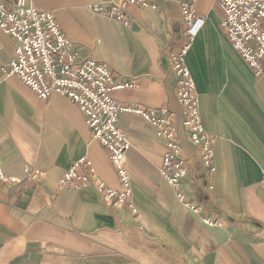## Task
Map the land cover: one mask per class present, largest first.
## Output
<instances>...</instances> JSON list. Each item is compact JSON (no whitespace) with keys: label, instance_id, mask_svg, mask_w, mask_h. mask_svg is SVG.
I'll use <instances>...</instances> for the list:
<instances>
[{"label":"crops","instance_id":"obj_1","mask_svg":"<svg viewBox=\"0 0 264 264\" xmlns=\"http://www.w3.org/2000/svg\"><path fill=\"white\" fill-rule=\"evenodd\" d=\"M95 1L31 5L53 14L81 58L110 68L115 81L135 83L113 91L115 102L165 108L179 121L168 57L185 41L179 6L189 0H150L155 10L128 7L126 25L91 13ZM192 4L205 22L186 65L201 125L214 139V170L202 169L181 129L191 165L178 191L201 208L199 215L161 178L164 148L153 128L130 114L118 127L131 144L125 159L136 213L111 208L91 186L60 189L62 175L84 156L106 188L117 190L119 182L75 105L56 93L41 100L6 74L14 43L0 29V168L18 179L26 168L41 174L0 182V264H264V74L256 76L227 40L213 0Z\"/></svg>","mask_w":264,"mask_h":264},{"label":"built area","instance_id":"obj_2","mask_svg":"<svg viewBox=\"0 0 264 264\" xmlns=\"http://www.w3.org/2000/svg\"><path fill=\"white\" fill-rule=\"evenodd\" d=\"M30 0H0V29L14 43V55L6 74L19 79L37 98L47 100L52 94L68 99L82 113L93 140L108 154L116 173L119 188L105 187L97 177L92 162L85 156L73 162L58 182L60 189L80 190L91 186L103 201L115 209H127L133 214L131 188L126 170V154L131 148L118 120L124 114L138 117L150 125L157 142L164 148L161 178L176 191L177 200L186 210L199 215L201 208L178 191L188 176L191 161L179 143V130L186 133L189 143L198 149L202 169L213 172L214 139L205 133L198 111L194 80L186 65L191 43L204 26L192 0L180 4L184 24V43L171 52V68L180 120L168 109H148L124 105L112 99L113 91L135 87L134 82L115 81L110 68L93 58H81L61 33L52 15L29 4ZM220 9V28L248 68L256 75L264 74V0H213ZM156 9L150 0H96L89 9L102 17L126 25L128 7ZM41 174L26 168L21 179L7 177L0 168L2 184L36 181ZM206 225L216 226L209 219Z\"/></svg>","mask_w":264,"mask_h":264},{"label":"rangeland","instance_id":"obj_3","mask_svg":"<svg viewBox=\"0 0 264 264\" xmlns=\"http://www.w3.org/2000/svg\"><path fill=\"white\" fill-rule=\"evenodd\" d=\"M29 4L31 5V0L29 1ZM90 5V4H89ZM88 5V6H89ZM32 6V5H31ZM33 7V6H32ZM34 8V7H33ZM36 9V8H35ZM88 9H89V7H88ZM37 10H39V9H37ZM90 10V9H89ZM153 10H155V9H153ZM40 11H43V10H40ZM91 11V10H90ZM44 12H48V13H50L51 15H52V17H53V19H54V21L56 22V24H57V26L59 27V24L57 23V21H56V19L54 18V16H53V14L51 13V12H49V11H44ZM180 12V11H179ZM91 13H93L92 11H91ZM93 14H95V13H93ZM95 15H97V14H95ZM127 16V15H126ZM181 16V15H180ZM114 21V20H113ZM182 23H183V20H182ZM122 24V23H121ZM127 24V23H126ZM124 25V24H123ZM183 27H184V24H183ZM59 29H60V27H59ZM183 32H184V30H183ZM62 33V32H61ZM6 35V34H5ZM9 37V36H8ZM65 37V36H64ZM10 38V37H9ZM66 38V37H65ZM11 39V38H10ZM67 40V39H66ZM68 41V40H67ZM69 42V41H68ZM175 50H177V48L175 49ZM175 50H172L171 52H174ZM170 52V53H171ZM240 56V55H239ZM242 59V58H241ZM196 88V87H195ZM197 93V92H196ZM161 109H165V108H161ZM179 114H180V108H179ZM179 116H181V114L179 115ZM180 131V130H179ZM185 132V131H184ZM186 134V133H185ZM186 138H187V136H186ZM188 140V139H187ZM179 143H180V141H179ZM130 181V180H129ZM131 188V187H130ZM112 190V189H111ZM132 196V195H131ZM132 200V199H131ZM102 201H103V199H102ZM104 202V201H103ZM105 203V202H104ZM131 204H132V202H131ZM132 206H133V204H132Z\"/></svg>","mask_w":264,"mask_h":264},{"label":"water","instance_id":"obj_4","mask_svg":"<svg viewBox=\"0 0 264 264\" xmlns=\"http://www.w3.org/2000/svg\"><path fill=\"white\" fill-rule=\"evenodd\" d=\"M23 201H25V200H23ZM261 237H263V238H264V234H261Z\"/></svg>","mask_w":264,"mask_h":264}]
</instances>
